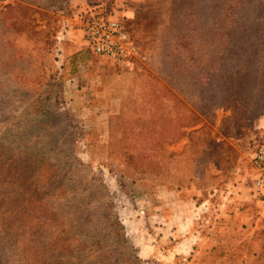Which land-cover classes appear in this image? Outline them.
<instances>
[{"label": "rangeland", "instance_id": "374dc122", "mask_svg": "<svg viewBox=\"0 0 264 264\" xmlns=\"http://www.w3.org/2000/svg\"><path fill=\"white\" fill-rule=\"evenodd\" d=\"M104 7L137 68L87 50ZM261 124L264 0H0V264H264Z\"/></svg>", "mask_w": 264, "mask_h": 264}, {"label": "built area", "instance_id": "2783aa9c", "mask_svg": "<svg viewBox=\"0 0 264 264\" xmlns=\"http://www.w3.org/2000/svg\"><path fill=\"white\" fill-rule=\"evenodd\" d=\"M90 11L83 22V37L88 49L123 68H137L147 56L133 39L125 20L111 11ZM250 162L254 170L253 187L264 190V140L257 145Z\"/></svg>", "mask_w": 264, "mask_h": 264}, {"label": "crops", "instance_id": "0c3cea01", "mask_svg": "<svg viewBox=\"0 0 264 264\" xmlns=\"http://www.w3.org/2000/svg\"><path fill=\"white\" fill-rule=\"evenodd\" d=\"M71 31L67 30V35H70ZM262 126L259 125V127H264V124H261ZM258 127V126H257ZM261 129V128H260ZM232 174L229 176L230 178H233V174L235 173V171L233 170L231 172ZM238 175V174H237ZM242 199V197H240ZM238 198V199H240ZM255 201H252V203H246L242 202L241 200H239L238 204L235 206L236 209V219L234 222L238 223V224H247V225H253V224H259L261 219L263 218L261 214H259V212L255 213L254 211H257V208L255 205Z\"/></svg>", "mask_w": 264, "mask_h": 264}, {"label": "trees", "instance_id": "16d2710c", "mask_svg": "<svg viewBox=\"0 0 264 264\" xmlns=\"http://www.w3.org/2000/svg\"><path fill=\"white\" fill-rule=\"evenodd\" d=\"M102 7V6H101ZM95 11H97V12H104V11H111L112 13H114V9L111 7V8H108V7H104V8H102L101 10H97L96 8H95ZM57 50H58V44L56 43L55 44V53H56V56H55V64H56V69H57V76H58V78H61V77H64L65 76V69H63V67H62V69L61 68H59V66H58V59H59V57H58V53H57ZM89 52H91L89 49H87ZM106 60V59H105ZM114 64V63H113ZM115 65H117V64H115ZM119 66V65H118ZM234 169L231 167V169H229L228 171H226L225 172V177L226 178H229V176L232 174L231 172L233 171ZM224 176V175H223ZM245 204H246V202H245Z\"/></svg>", "mask_w": 264, "mask_h": 264}]
</instances>
